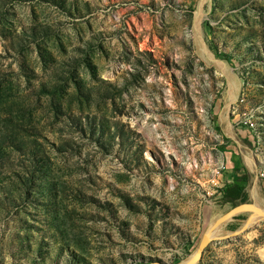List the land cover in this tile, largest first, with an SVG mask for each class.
<instances>
[{"label":"rangeland","instance_id":"1","mask_svg":"<svg viewBox=\"0 0 264 264\" xmlns=\"http://www.w3.org/2000/svg\"><path fill=\"white\" fill-rule=\"evenodd\" d=\"M242 203L193 264H264V0H0V264H181Z\"/></svg>","mask_w":264,"mask_h":264},{"label":"water","instance_id":"2","mask_svg":"<svg viewBox=\"0 0 264 264\" xmlns=\"http://www.w3.org/2000/svg\"><path fill=\"white\" fill-rule=\"evenodd\" d=\"M243 209H248V210H251V211H254L256 212V208L254 205L250 204V203H242V204H239L235 207H233L231 210H229L221 219H219L217 222H215L214 224H212L208 230V232H206L202 237H201V240L199 242V245L197 247V250L194 254H192L190 256V258L184 262L183 264H193L201 255L205 245H206V241L209 237V234L210 232L213 230V228L219 223L221 222L223 219H225L227 216H229L230 214H233V213H236L240 210H243ZM258 214L264 216V212L263 211H260Z\"/></svg>","mask_w":264,"mask_h":264},{"label":"trees","instance_id":"3","mask_svg":"<svg viewBox=\"0 0 264 264\" xmlns=\"http://www.w3.org/2000/svg\"><path fill=\"white\" fill-rule=\"evenodd\" d=\"M215 54H216V57H218V58H224L228 62L230 61V58L228 56H226L225 54H222V53H215ZM247 178H248V172H244L241 175H235L234 176V179L236 181H246ZM230 187L237 189L235 191V193H234V197L233 198H230V199L232 200V199H235V198H239L240 195H241L242 189H243V185L240 184V183H238V182H233V184H231Z\"/></svg>","mask_w":264,"mask_h":264},{"label":"bare ground","instance_id":"4","mask_svg":"<svg viewBox=\"0 0 264 264\" xmlns=\"http://www.w3.org/2000/svg\"><path fill=\"white\" fill-rule=\"evenodd\" d=\"M199 19H200V10L197 11L196 13V17H195V20H194V23H193V28L195 32H197V28H198V24H199ZM196 34V33H195ZM198 40V39H196ZM218 61V60H217ZM262 216V215H261ZM213 231V230H212ZM212 231L210 232L209 236H212ZM216 236V235H215ZM188 260V259H187ZM186 260V261H187ZM185 260H183V262L181 264H183L184 262H186Z\"/></svg>","mask_w":264,"mask_h":264},{"label":"crops","instance_id":"5","mask_svg":"<svg viewBox=\"0 0 264 264\" xmlns=\"http://www.w3.org/2000/svg\"><path fill=\"white\" fill-rule=\"evenodd\" d=\"M240 170L239 171H236L235 173H234V175H241L240 173ZM241 182V181H240ZM242 182H245V181H242ZM262 182H263V180H262Z\"/></svg>","mask_w":264,"mask_h":264},{"label":"built area","instance_id":"6","mask_svg":"<svg viewBox=\"0 0 264 264\" xmlns=\"http://www.w3.org/2000/svg\"><path fill=\"white\" fill-rule=\"evenodd\" d=\"M249 123V122H248ZM260 175H262V173H260Z\"/></svg>","mask_w":264,"mask_h":264}]
</instances>
